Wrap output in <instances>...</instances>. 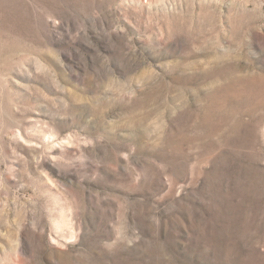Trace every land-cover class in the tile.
Listing matches in <instances>:
<instances>
[{"label": "rangeland", "instance_id": "rangeland-1", "mask_svg": "<svg viewBox=\"0 0 264 264\" xmlns=\"http://www.w3.org/2000/svg\"><path fill=\"white\" fill-rule=\"evenodd\" d=\"M0 264H264V0H0Z\"/></svg>", "mask_w": 264, "mask_h": 264}]
</instances>
